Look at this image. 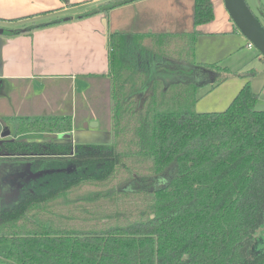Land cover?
<instances>
[{"label":"trees","instance_id":"obj_1","mask_svg":"<svg viewBox=\"0 0 264 264\" xmlns=\"http://www.w3.org/2000/svg\"><path fill=\"white\" fill-rule=\"evenodd\" d=\"M133 1L107 0L77 17ZM213 19L212 0H193L192 30L159 36L166 40L160 54L145 55L140 64L134 59L132 66L125 57L126 34H109L111 141L77 144L70 157L74 172L60 186L0 204V245L9 246L0 264H264V247L249 249L264 228V110L255 108L258 94L247 80L224 110L195 111L196 91L222 81L221 68L171 53L173 37L182 44L188 37L193 47L201 33L197 26ZM176 64L193 80L164 81ZM6 121L14 137L72 129L69 117ZM55 151L68 153L70 146L0 143V155ZM83 186L94 188L72 194Z\"/></svg>","mask_w":264,"mask_h":264},{"label":"crops","instance_id":"obj_2","mask_svg":"<svg viewBox=\"0 0 264 264\" xmlns=\"http://www.w3.org/2000/svg\"><path fill=\"white\" fill-rule=\"evenodd\" d=\"M105 1L0 0V28L4 29L0 33V133L5 126L12 132L6 121L9 117H69L72 122V129L68 131L71 140H64L66 137H60L59 133L17 135L15 139L28 143L67 144L70 151L0 155L1 179L12 167L19 168L21 176L27 175L29 161L39 163L43 159L65 161L63 178L74 172L70 157L76 144H91L90 136L97 137L92 141L99 145L110 143L111 116L109 125L103 127L101 116L103 107L107 106L108 114L111 112L110 33L126 34L127 52L140 64L141 57L160 54V42L166 43V40L159 36L186 33L193 27V0H136L106 13L77 17ZM221 1L212 0L214 19L197 26L202 34L239 32L226 9V13L222 12ZM16 23L20 27L7 29V25ZM37 25L40 26L28 29ZM15 30L19 32H10ZM145 71L148 74L151 70L144 68ZM135 77L138 83L139 76ZM78 121L83 131L76 130ZM91 121L97 125L84 127L83 124ZM49 134L56 138L50 139ZM74 134L78 141L72 138ZM16 185L10 187L13 189ZM8 248L6 244L0 245L1 258H5Z\"/></svg>","mask_w":264,"mask_h":264},{"label":"rangeland","instance_id":"obj_3","mask_svg":"<svg viewBox=\"0 0 264 264\" xmlns=\"http://www.w3.org/2000/svg\"><path fill=\"white\" fill-rule=\"evenodd\" d=\"M246 3L253 14L263 22L264 0H246ZM220 6L222 12L226 13L223 1H221ZM30 23L31 22L28 21V24ZM17 27H20L19 23L7 25L8 30L14 28L17 29ZM179 40H181V38L177 37H173L171 40V53H173V55L178 57L181 53L184 57H187V59L191 56L190 58L195 62L216 63L217 66H220L221 68L217 69V78L220 80L223 79L222 81H219L216 86L211 89L209 84H205L196 91L195 104L193 107L195 111L206 112L224 110L247 80L250 83L251 89L258 94L255 108L257 110H264V58L253 45L250 48L247 47L248 40L240 32L199 33L197 37L193 38V47L188 43V37L187 42L184 44H182V41H184L183 39L181 42ZM125 57L126 61L129 63L128 65L132 66L134 58L130 56L129 52L125 53ZM154 63H156V60ZM176 66H169L172 68L171 71L165 72L168 73V76H162L164 81L193 80L192 72L185 67H183L182 70H177L179 69V64H176ZM250 72H253L252 76L249 75ZM202 78L203 80L207 78L205 73H201V79ZM101 113L104 122L102 127L104 125H109L108 119L111 116V112L108 114L107 106L103 107ZM80 117L82 116H79V118ZM109 127L111 129V125H109ZM76 130L83 131L79 121L76 124ZM47 136L50 139L56 138V135L54 134H49ZM72 138L75 141H78L75 134ZM89 138L91 144H97L95 143L96 141H92L97 140V137L90 136ZM29 162L28 175L23 176L13 190H8L0 194L1 205L15 203L28 191H44L48 188L58 187L62 184V171L66 166L65 161L58 159H43V161L39 163ZM93 188L94 187L83 186L82 188L75 190L72 194L76 195L91 191ZM263 247L264 228L259 235H256L254 241L250 244L249 249L250 252H256Z\"/></svg>","mask_w":264,"mask_h":264},{"label":"water","instance_id":"obj_4","mask_svg":"<svg viewBox=\"0 0 264 264\" xmlns=\"http://www.w3.org/2000/svg\"><path fill=\"white\" fill-rule=\"evenodd\" d=\"M224 7L228 13L229 18L235 25L237 30L249 41L252 45L257 48L261 56L264 58V25L261 21L253 14L251 9L246 3V0H223ZM0 33H4V29L0 28ZM84 127L96 126V121H91L83 124ZM60 137H68L71 132L59 133ZM10 129L5 126L3 131L0 133V142L10 137ZM13 168V167H12ZM8 168L7 172H12L11 179L14 178V174H18L19 168L12 169ZM15 179V178H14ZM10 180V179H9ZM3 184L6 182L5 177L1 180ZM20 180L17 181V184Z\"/></svg>","mask_w":264,"mask_h":264},{"label":"flooded vegetation","instance_id":"obj_5","mask_svg":"<svg viewBox=\"0 0 264 264\" xmlns=\"http://www.w3.org/2000/svg\"><path fill=\"white\" fill-rule=\"evenodd\" d=\"M3 131V130H2ZM6 139H15V137L14 136H10V137H7ZM6 139H4V140H6ZM64 140H71V135L70 136H68V137H66ZM47 142H50V141H47ZM1 143V142H0ZM77 145V144H76ZM75 145V146H76ZM75 149V148H74ZM9 159V158H8ZM29 173V172H28ZM21 170L20 171H18V174H16V176H15V174H14V178L13 179H11L10 178V176H12L13 174H12V172H8V173H6L5 174V180H6V182L3 184V182L1 181L2 179L0 178V194H2L3 192H5V191H8V190H13L15 187H13V189L10 187V186H13L14 184L16 185L17 184V181L18 180H20V178H22L23 177V175L21 176ZM28 175V174H27ZM25 176V175H24ZM10 179V180H9ZM10 187V188H9Z\"/></svg>","mask_w":264,"mask_h":264},{"label":"built area","instance_id":"obj_6","mask_svg":"<svg viewBox=\"0 0 264 264\" xmlns=\"http://www.w3.org/2000/svg\"><path fill=\"white\" fill-rule=\"evenodd\" d=\"M251 46H252V43L248 41V42H247V47L250 48Z\"/></svg>","mask_w":264,"mask_h":264}]
</instances>
